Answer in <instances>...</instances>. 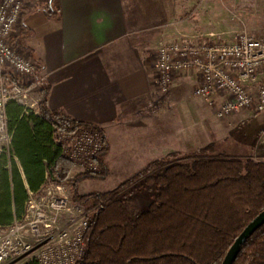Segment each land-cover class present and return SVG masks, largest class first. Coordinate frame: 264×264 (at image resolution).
<instances>
[{
  "label": "trees",
  "instance_id": "1",
  "mask_svg": "<svg viewBox=\"0 0 264 264\" xmlns=\"http://www.w3.org/2000/svg\"><path fill=\"white\" fill-rule=\"evenodd\" d=\"M36 9L49 18L60 17L55 0H37ZM4 74L35 91L38 104L37 113L13 100L5 106L10 141L30 191L26 192L12 164V199L6 169V183L0 182L6 191L0 195V221H6V226L0 225V232L23 215L30 192L40 194L49 183L67 184L73 201L93 207L83 233V252L74 264H221L238 234L264 209V160L209 154L212 144L181 153L169 162L154 160L112 190L81 193V180L108 175L101 157L107 147L102 129L61 109H50L49 82L43 80L32 87V82L22 84L11 73ZM27 120L33 122L34 134L23 138L17 130L26 128ZM89 128L104 136L94 158L99 170L72 174L74 161L54 136ZM141 178L157 188L145 208L120 193ZM25 264L38 263L32 259ZM232 264H264V223L242 243Z\"/></svg>",
  "mask_w": 264,
  "mask_h": 264
},
{
  "label": "crops",
  "instance_id": "2",
  "mask_svg": "<svg viewBox=\"0 0 264 264\" xmlns=\"http://www.w3.org/2000/svg\"><path fill=\"white\" fill-rule=\"evenodd\" d=\"M183 3L172 11L174 5L164 0L163 20L185 8ZM55 4L58 19L28 8L22 16L24 28L14 36H24L20 43L35 60L37 74L50 83L49 108L102 129L107 147L101 157L107 176L124 174L123 183L154 160L169 162L208 144L218 154L234 156L240 148L247 154L254 148V133L248 131L241 138L234 134L237 121L250 110L219 119L217 106L193 93L201 78L196 68L175 72L166 91L156 86L153 64L160 30L154 24L159 20L149 21L152 12H140L138 0H55ZM17 132L23 138L34 134L33 122ZM9 148L12 159L6 161V152L0 153V182L6 183L7 169L13 199L12 164L27 193L30 187L11 141ZM1 187L0 195L6 193ZM0 225L6 226V221Z\"/></svg>",
  "mask_w": 264,
  "mask_h": 264
},
{
  "label": "built area",
  "instance_id": "3",
  "mask_svg": "<svg viewBox=\"0 0 264 264\" xmlns=\"http://www.w3.org/2000/svg\"><path fill=\"white\" fill-rule=\"evenodd\" d=\"M23 3L0 0V153L6 152L4 146L10 141L6 104L13 100L26 110L38 104L29 101L31 88L5 77V68L22 84L32 82L34 87L44 80L37 74L30 53L13 40ZM169 26L167 23L161 27L153 64L155 84L160 90L170 88L175 72L196 68L201 78L193 93L216 105L219 119L244 109L264 113V38L245 29L231 39L188 32L168 37ZM54 140L74 161L72 174L99 170L94 158L104 144L100 130L62 132ZM92 214L93 207L72 200L67 184L49 183L40 194L30 192L23 215L0 232V264L25 256L38 264H74L83 252V233ZM62 218L67 219L64 222Z\"/></svg>",
  "mask_w": 264,
  "mask_h": 264
},
{
  "label": "rangeland",
  "instance_id": "4",
  "mask_svg": "<svg viewBox=\"0 0 264 264\" xmlns=\"http://www.w3.org/2000/svg\"><path fill=\"white\" fill-rule=\"evenodd\" d=\"M170 1L174 5L172 11H178L177 8L182 2H185L183 3L185 8L183 7L181 11L179 9V12H177L175 15L170 16L169 19L167 17V19L163 20L162 12L165 9V6H163L164 0H138V8L140 9V12H152L153 16L148 17L149 21L154 19L159 20L154 24V26H156V29L160 30L155 48H157L160 40L162 31L161 27L162 25H165L167 23H170V27H176L175 30L174 28L169 29L170 27H167L166 34L168 37H172L179 32L192 33L190 29L197 28L198 30H200L197 33L214 34L217 37L226 39H231L233 35L241 29H245L258 37L264 38V0ZM36 4L37 0H24L22 16L27 10H29L28 8L35 10ZM22 16L20 22L15 28L16 34L18 32H21L24 28ZM178 25L184 27H181L180 29ZM22 38H24V36H21V38H17L14 36V41L21 44L22 42L20 39ZM21 46L28 52L23 44H21ZM33 100L38 101V98L32 91L29 96V101ZM29 110L35 111L37 110V106L35 105L34 108H30ZM241 112L244 114L243 111ZM256 118H258V121H255ZM237 122V126L234 127V134L236 138H241V136L246 135L247 132L250 131L251 134L254 133L256 147L254 146V148H252V150L248 152L249 154L244 153L240 148V150L234 152L235 155L241 157L250 156L256 160H264V148L263 150L260 149V145L264 144V113H253L250 111L248 115L240 117V120ZM259 140H262L263 143L260 142V144ZM4 149L6 150V156L11 158L9 143L4 146ZM217 152L218 151L216 149L212 148L209 151V154H218ZM76 170H79V168H77ZM126 178L127 177L124 174H111L109 176H106L105 178L83 179L79 182V188L84 193L92 191L112 190ZM156 189L157 188L154 184H148L141 178L135 181L125 190H122L120 193L123 196H131L140 208H145L154 196ZM66 219L67 218H62V221L64 220L65 222ZM32 259L33 258H31V256H25L15 261L6 260L2 264H25L30 262Z\"/></svg>",
  "mask_w": 264,
  "mask_h": 264
},
{
  "label": "water",
  "instance_id": "5",
  "mask_svg": "<svg viewBox=\"0 0 264 264\" xmlns=\"http://www.w3.org/2000/svg\"><path fill=\"white\" fill-rule=\"evenodd\" d=\"M262 223H264V209L260 211L238 234L234 242L226 252L221 264H232L242 243L251 235V233Z\"/></svg>",
  "mask_w": 264,
  "mask_h": 264
}]
</instances>
